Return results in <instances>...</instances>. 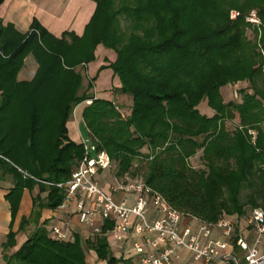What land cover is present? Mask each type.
I'll return each instance as SVG.
<instances>
[{"label":"trees","instance_id":"trees-1","mask_svg":"<svg viewBox=\"0 0 264 264\" xmlns=\"http://www.w3.org/2000/svg\"><path fill=\"white\" fill-rule=\"evenodd\" d=\"M93 1L96 11L82 37L65 32L58 39L36 19L21 34L0 20V181L13 179L5 196L12 215L2 245L5 264H87L89 250L107 264L120 263L107 236L65 243L54 240L46 224L39 226L42 211L57 209L66 197L46 183L70 180L85 156L84 142L72 141L67 128L82 103H90L83 111L88 144L110 156L119 179L145 160L144 182L185 218L215 223L224 215L264 210V0ZM253 10L260 26L247 22ZM231 11L241 15L232 20ZM100 44L117 53L109 68L131 99L127 116L112 100L88 90L80 94L83 75L77 68L95 61ZM30 55L39 65L36 76L19 82ZM239 82H248L252 94L243 92L242 103L226 105L220 89ZM204 100L217 112L213 118L198 110ZM236 117L238 124L228 130L226 122ZM200 151L203 169L190 163ZM36 187L30 217L21 219L18 231L30 223L37 230L8 255L16 246L12 227L23 192ZM111 228L107 224L105 233Z\"/></svg>","mask_w":264,"mask_h":264},{"label":"built area","instance_id":"built-area-1","mask_svg":"<svg viewBox=\"0 0 264 264\" xmlns=\"http://www.w3.org/2000/svg\"><path fill=\"white\" fill-rule=\"evenodd\" d=\"M240 15L232 11L231 19ZM247 22L261 25L255 10L248 14ZM84 144L85 156L70 180L46 184L65 191L59 208L75 204L79 222L89 230L92 241L111 237L123 252L135 257L132 264H175L182 252L189 253L194 264H264L262 208L243 217L224 215L207 223L185 218L141 180L116 182L106 190L100 176L112 168L111 158L105 151L96 152L87 141ZM118 194L123 195L119 201L115 199ZM185 219L196 224H184ZM107 224L112 228L105 233ZM52 234L61 242L72 239L60 227H54Z\"/></svg>","mask_w":264,"mask_h":264},{"label":"crops","instance_id":"crops-1","mask_svg":"<svg viewBox=\"0 0 264 264\" xmlns=\"http://www.w3.org/2000/svg\"><path fill=\"white\" fill-rule=\"evenodd\" d=\"M95 10L96 3L92 0H5V2L0 6V20L4 26L12 24L15 30L21 34L28 33L33 20L36 19L45 29H47L50 34L58 39H60L65 32L75 33V35L82 37L86 26L89 24L95 13ZM38 68L39 65L34 56H28L25 60L22 70L18 75V81H32L36 76ZM87 76L89 77L88 70ZM95 93V97L99 98L97 90H95ZM84 104L86 107L90 103ZM67 128L69 131V138L72 141L78 144L84 142V140L79 136L77 123L75 124L70 119L67 124ZM2 182L3 184L9 185V177H7L6 180ZM107 185L108 187L106 190H109L110 184L107 183ZM7 187H9V190L7 191H4L0 188V192H3L2 199L0 200V221L3 219L5 222L3 226L0 224V230L6 236V240L2 243V245L7 241V235L10 232V224L12 222L11 205L8 201H6L5 196L13 188V183L11 186ZM36 188L39 190V187ZM32 193L27 189L24 190L18 215L12 227L14 232H18L16 236V246L13 248V254L16 253L29 239V236L26 235L25 232L26 229L24 231L18 230L21 219L23 217H30L32 212V198L35 197L32 196ZM122 197V194H118L115 196V199L119 201ZM25 203L29 205L28 209H24ZM189 220L190 219H185L184 224H193L190 223ZM43 224H46V229L50 233L51 237L56 241L58 240L52 234V229L54 227H60L69 233L72 239L67 242H74L76 236H79L83 243H86L87 241L96 242L95 240L92 241L89 237V230L80 224L75 204H72L66 209H61L59 207L55 210L44 209L42 211V217L39 226H44ZM67 242L65 241V243ZM108 242L112 254L115 258L120 260L119 264H132L135 257L132 255H127V253L123 252L121 247L116 244L111 237L108 238ZM2 245L0 247V253H3ZM87 253V260L88 258L90 259V262H87V264H107L105 261L99 260L95 251L89 250ZM180 257V260L175 259V264H194L192 256L189 253L182 252Z\"/></svg>","mask_w":264,"mask_h":264},{"label":"rangeland","instance_id":"rangeland-1","mask_svg":"<svg viewBox=\"0 0 264 264\" xmlns=\"http://www.w3.org/2000/svg\"><path fill=\"white\" fill-rule=\"evenodd\" d=\"M96 7H97V4H96ZM122 27H123V29H126L124 23H123ZM249 35L252 38L251 32H249ZM94 56H95V61L88 64V66L85 69H82V67L77 68V71H81V73L83 75V87L80 91V94H83L88 90L87 92L90 96H96L95 90H97L98 94H99V98L114 101L115 104L117 106H119L121 112L125 116L129 115L130 114V108H131V99L128 95L121 93V91H120V88H121L120 80H119L118 76H116L114 74L113 70L109 68V66L116 61L117 53L113 49H109L105 45L100 44L97 46V48L94 52ZM102 67L104 69H101ZM87 70H88L89 77L87 76ZM117 80L119 81V83ZM90 84L94 85V88L91 90L88 89V86ZM243 92L248 93V94H252V90L250 89V84L248 82H246V83L245 82H239L236 84H229V85H226L220 89V94H221L223 101L226 105H228L230 103H234V104L235 103L236 104L242 103L243 102ZM84 109H85V104L84 103L80 104L75 109V111L73 112V114L71 116V120L75 124L77 123L80 138L89 143L90 142L89 138H91V135H89L88 130H87V128L84 124V121H83ZM198 110L200 111V113L203 116H206L207 118H213L217 114V112L213 108L209 107L207 100H204L198 106ZM238 122H239L238 117H236V119L233 122L227 121L226 122L227 129L233 130L234 126L236 124H238ZM250 133L252 135L253 140L255 141L256 132L251 131ZM142 153L148 154L149 151L147 148H145L142 150ZM97 155H98V153L92 152L93 157H97ZM202 155H203V153H202V151H200V152H198V154L195 157H193L190 160V163L193 167H195L197 169H200V168L203 169L204 168V165L202 162ZM79 163H80V160L75 163V165L73 166L72 172H74L77 169ZM117 170H118L117 165L115 163H113L111 169H109V170H107L101 174L100 180L104 181L105 183H109L110 185H113L116 182L128 181V180L144 181L143 176L148 171L147 163L145 162V160H141V159H138L135 162L134 167H133V173L127 174L122 179H119V177L117 176ZM132 174H134V175H132ZM9 181H10L9 185L3 184V182L0 181V186H1L0 188L4 191L9 190V187H7V186L12 185V183H13L12 177H9ZM38 193H39V190H38V188H36V190L32 193V196H37ZM2 194H3V192H0V200L2 199ZM249 194H250V190L243 191L242 201L244 203H246L248 201L247 196ZM42 196L45 198L47 196V194H43ZM28 207H29V205L27 203H25L24 209H28ZM246 209L249 211L250 207L247 206ZM0 218H1V215H0ZM189 221H190V223H193L194 225L196 224V221H192L191 219ZM0 224L2 226L5 224L3 219L0 221ZM36 230H37V226L34 223H30L26 227L25 232H26V235H28L30 237L35 233ZM5 240H6V236L0 230V247ZM13 252H14V250H13V248H11L6 253L8 255H12ZM87 262H90L89 258H88ZM0 264H5V262L3 261V253L2 252L0 253Z\"/></svg>","mask_w":264,"mask_h":264}]
</instances>
